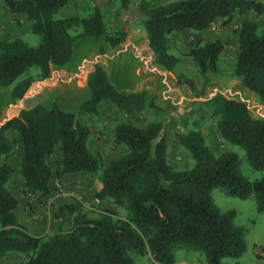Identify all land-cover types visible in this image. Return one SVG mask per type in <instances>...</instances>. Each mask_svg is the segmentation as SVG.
I'll use <instances>...</instances> for the list:
<instances>
[{
    "label": "trees",
    "instance_id": "trees-1",
    "mask_svg": "<svg viewBox=\"0 0 264 264\" xmlns=\"http://www.w3.org/2000/svg\"><path fill=\"white\" fill-rule=\"evenodd\" d=\"M3 1L10 13L23 14L31 32L40 37L36 46L21 37L0 39V92L11 86L13 100L21 99L34 81L49 78L54 66L68 65L80 40L101 38L115 47L127 38L125 29L110 33L98 0H91L86 16L65 17L58 12L74 0ZM119 2L126 10L131 1ZM141 9L156 63L171 69L179 57L169 52L167 35L203 30L216 18L228 24L235 14L248 11L261 16L264 0H174ZM235 31L236 84L264 104V25L259 30L256 22L243 19ZM228 43L220 39L197 43L184 54L193 58L207 82L218 72L219 57ZM86 85L85 95L76 103L59 97L46 99L0 125V259L15 254L25 257L24 264H134L133 253L148 254L158 264H175V251L185 248L202 252L207 264H222L224 257L243 255L245 228L235 222L234 209L222 211L215 205L211 191L221 188L240 199L253 196L257 210L263 211L264 175L250 180L242 173L236 152H215L199 130L175 133L194 161L189 169H175L166 154L165 121L149 122L143 128L127 121L117 123L114 143L125 147V152L104 163L88 148L92 129L85 116L98 115L103 100L120 115L149 108L159 113L160 108L143 88H118L100 63L95 64ZM208 103L217 118L221 142L240 147L252 169L264 170V116L253 115L246 101L223 94ZM17 150L24 187L40 196L49 192L53 173L60 177L99 172L102 187L95 195L110 200L108 213L95 217L78 210L70 226L63 228L61 210L73 207L62 205L54 213L55 231L31 234L18 220L14 211L18 200L8 188L15 171L8 160ZM57 152L59 158H55ZM117 208L125 209L126 218H113Z\"/></svg>",
    "mask_w": 264,
    "mask_h": 264
},
{
    "label": "crops",
    "instance_id": "crops-1",
    "mask_svg": "<svg viewBox=\"0 0 264 264\" xmlns=\"http://www.w3.org/2000/svg\"><path fill=\"white\" fill-rule=\"evenodd\" d=\"M76 13L79 14V11L71 10L68 5L58 12L60 17L70 16ZM252 15H255L253 11H248L243 15L235 14L232 22L228 24H223V18H216L213 23L198 32V34H188L191 45L190 48L187 47L185 53L195 47L197 43L203 44L214 39H220L224 43L231 37L236 46L231 69L233 73L237 55V32L233 30L238 27L243 19L254 21ZM14 19L27 22L30 29V22L23 14L10 13L4 1L0 0V39L22 36V33L19 32L18 25L14 23ZM83 46H91V49L88 50L92 53L95 52V57L99 56L98 53L101 52V49L104 53L97 60L87 62L85 54L80 53V49ZM227 49L228 44H225L224 50L219 57V61L221 59L223 64ZM103 56H107L106 59ZM182 57L188 64H195L193 58L190 56L182 55ZM84 61L86 63H83ZM96 63H100L105 68L110 79L118 88L133 91L143 88L152 94L155 103L160 108L159 114L164 121L170 119L168 117L169 113L179 114L188 112L191 120L182 117L183 120L181 122L180 120L176 122L177 128L182 132L199 130L214 151L216 150L213 146L214 136L217 135L219 140L220 138L218 137L216 125L217 118L214 120L215 116L212 114V104L208 103V101L217 94H223L243 101L250 99L259 100L256 94L245 91L236 83L231 86L232 89H236V96L227 95L220 91L219 93L217 90H221L224 87H220L210 81L205 82L201 86V90L199 89L200 92L196 90V93L192 87L194 82L189 85L186 81L190 79H181L182 72H176L177 70L174 69V66L171 69H165L156 63L155 54L149 45L145 28L142 30L137 23H134L131 33L128 34L126 40L115 47H111L105 41L103 42L101 38H84L77 42L69 64L62 68L54 66L50 77L44 80L34 81L21 99H12L11 86L1 90V122L4 123L7 118L17 115L21 109L33 106L46 99L59 97L67 103L80 101L87 90L86 83L88 75L93 71ZM179 78L184 82L179 83ZM64 83L67 84L66 86L70 91L67 94L68 98L62 94L59 88ZM195 102L199 104L197 107L198 110L189 107ZM99 108L100 112L98 115L94 117L87 115L84 118L85 122L92 129V133L88 139V148L92 153L100 157L104 163H107L125 152V147L114 143V126L119 122L127 121L143 128L148 125L149 116L146 119L144 111L129 115H120L115 106L106 100H103L99 104ZM3 114H5L6 118L2 117ZM198 115L208 120V124L205 125L209 128L208 131L203 126V122L201 124H195L193 121ZM191 124L193 126L195 125V127ZM173 126L175 127V124ZM10 136L13 137L12 134ZM165 140L168 160L172 161L173 158L176 160L180 156L175 155V152L176 149H180L181 145L169 125L165 128ZM221 143L224 149L216 150L215 152L220 153L221 151L228 150L229 144ZM18 149H20V146H18ZM19 157L20 152L17 150L13 159L8 160L15 168L8 182V188L18 200L17 206L14 209L15 214L31 234L42 235L56 230L57 224L54 213L57 211L59 205H70L73 207V209L70 207L61 210L62 214L65 213L62 219L63 228L70 226L72 216L78 210L86 211L88 215L93 216L95 212H99L105 206L110 205L111 202L108 198L101 199L95 196V192L101 189L102 183L97 177V179L95 178V182L94 176L91 174H64L58 177L53 173L49 179V192L47 194L40 196L26 190L22 175L17 167ZM59 157L60 152H57L55 158ZM171 164H173V167L175 166L174 163ZM57 186L64 192V196L58 193ZM91 210L95 212L92 213ZM10 256H15V254H10L7 257ZM2 259H0L1 264H3Z\"/></svg>",
    "mask_w": 264,
    "mask_h": 264
},
{
    "label": "rangeland",
    "instance_id": "rangeland-1",
    "mask_svg": "<svg viewBox=\"0 0 264 264\" xmlns=\"http://www.w3.org/2000/svg\"><path fill=\"white\" fill-rule=\"evenodd\" d=\"M171 1L174 0H131L129 7L126 10L121 7L119 0H98V3L104 13V20L109 28L110 33L114 32L117 28H119L121 30L126 29L129 34L131 33L132 26L134 23H137L139 28L141 27L142 30H144V26L142 23L144 18V12L141 9L142 5H146L148 8H150L159 5H164ZM91 6H92L91 0H74L68 5V7L71 10L79 11V15L81 16H86L90 12ZM252 19H254V21L257 23L260 30L261 27L264 25V14L261 16L252 15ZM14 23L18 25V29L20 30L19 32L22 33L21 38L25 42L34 46H36L39 43L40 41L39 35L31 32L27 22L21 21L19 19L17 20L14 19ZM235 29L236 28H234V30L233 29L231 30L235 31ZM200 31L201 30L190 29L187 31H181L178 33H172L167 35V46L169 52L179 57V61L174 65V69L177 70L176 72L180 71L183 73L181 79L188 78L192 80V82H194L192 87L195 91L197 90L198 92H200L199 89L206 82L205 78L198 71L195 64L193 63L188 64L186 60L182 57V55L185 56L184 54L185 50H187V47L190 48L191 45V43H189L188 34H192V35L198 34V32ZM227 41L229 43H228L227 54L224 58V64L220 59V61L218 62L219 70L217 73L212 74L210 76L209 81L219 85L220 87L225 88V89L223 88L221 90L220 89L217 90L218 92L220 91L221 93H225L227 95L236 96L237 95L236 89H232L231 87L236 83V77L234 73L231 72L233 66V58L236 52V46L233 43L231 37H229ZM90 47L91 46H83L81 47V49L79 48L80 53L85 54V58H87L86 59L87 62H93L97 60L99 56L104 53L103 51L99 52L98 53L99 56L95 57L94 56L95 52L93 53L89 52V50L91 49ZM106 57L107 56H103L104 59H106ZM86 61H84L83 63H86ZM66 85L67 84L64 83L63 85H60L59 88L61 89L62 94L65 95L66 98H68L67 94L70 93V91ZM246 102L249 104L253 115L257 117L264 116V105L260 100L250 99V100H246ZM193 104H191L189 107L198 110L197 107L199 104H197V102ZM144 113L146 114L145 115L146 119L149 116L148 122L150 123L164 122L162 116L159 113L154 112L151 108H149L148 112L144 111ZM2 117L6 118L5 114H3ZM168 117H170V119H167L165 122L167 123V126L169 125V127L173 129V133L175 134L176 133L175 131H177L178 133L182 132L177 128L176 122L178 120H180L181 122L183 120L182 117L189 118V114L188 112L179 113V114L169 113ZM215 119L216 117H214V120ZM193 121L195 122V124H201L203 122L202 123L203 126L205 127L206 131H208L209 128L205 126L208 124L207 119L201 118L198 115L195 119H193ZM1 123L2 122L0 120V125ZM174 124L175 127L173 126ZM191 125L193 126V124ZM193 127H195V125ZM213 141H214L213 146L215 147L216 150L219 151L221 149L222 150L224 149L223 144L217 138V135L214 136ZM228 150L234 151L238 154L239 158L241 159V171L250 180L260 178L264 175V170H254L251 168V166L249 165L248 161L245 158L243 149H241L236 145L229 144ZM175 155H179L180 157H177L176 160L173 158L172 161L170 160L169 161L171 163H174L175 165L174 167L176 169L182 170L188 167L191 168L193 166L194 161L192 157L190 156L186 148H184L182 145L180 146V149H176ZM51 160L53 161V158ZM171 165L173 166V164ZM98 175L99 172L96 173V175H93L95 182L97 178L99 179ZM211 196L213 202L220 210L225 211L228 209H234L236 211L235 222L239 225H242L245 228L246 250L243 253V255H241L238 258L224 257L222 258L221 263L222 264H264V251L262 249V247H264V210L263 211L257 210L254 197L250 196L246 199H240L238 197L227 195L226 193H224V191L221 188H214L211 191ZM60 206L61 205H59V207ZM108 206H105L103 210L101 209V211L99 212L98 211L95 212L91 210L92 213L95 212L93 216L97 217L105 212L108 213L107 211ZM64 214H61L62 219L64 217ZM112 216L113 218L123 219L126 218L127 213L125 209L117 208L115 214H113ZM258 253H261L262 256L257 257ZM132 257L134 260V264H158L148 254L141 256L132 253ZM174 260H175V264L176 263L207 264L206 258L202 252L192 249H185V248H181L175 251ZM24 262H25V257L18 258L16 256H10L2 259L3 264H24Z\"/></svg>",
    "mask_w": 264,
    "mask_h": 264
},
{
    "label": "built area",
    "instance_id": "built-area-1",
    "mask_svg": "<svg viewBox=\"0 0 264 264\" xmlns=\"http://www.w3.org/2000/svg\"><path fill=\"white\" fill-rule=\"evenodd\" d=\"M57 190H58V193L61 194V195H65L64 192L61 190V188L59 186H57Z\"/></svg>",
    "mask_w": 264,
    "mask_h": 264
}]
</instances>
